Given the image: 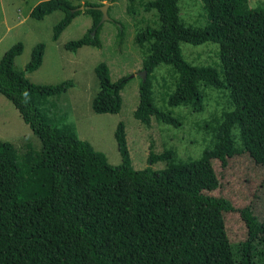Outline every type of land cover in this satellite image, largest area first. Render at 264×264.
<instances>
[{
  "label": "trees",
  "instance_id": "trees-1",
  "mask_svg": "<svg viewBox=\"0 0 264 264\" xmlns=\"http://www.w3.org/2000/svg\"><path fill=\"white\" fill-rule=\"evenodd\" d=\"M127 1L143 64L135 118L148 125L154 117L161 125L179 129L183 117L168 109L203 113L201 90L223 91L230 109L206 123L213 148L188 160L169 152L167 169L136 171L120 123L116 141L122 162L109 165L104 154L66 124L67 114H57L55 99L74 82L32 83L27 75L42 67L46 46L40 43L33 49L22 71L15 67L23 53L18 43L0 61V94L40 144L0 141V264H264V226L254 210H240L247 237L233 244L224 214L236 209L230 200L208 194L220 187L214 160L226 167L228 158L240 150H264V5L202 0L207 25L193 29L180 21L181 0ZM80 7L70 0H42L30 16L41 21L62 12L53 31L56 42L81 14L72 13ZM140 10L156 11L160 27L148 25ZM99 27L68 42L65 50L99 48ZM182 43L218 45L219 67L189 64L181 55ZM162 66L167 70L161 78L160 107L155 104V88L156 71ZM95 74L99 92L93 111L117 114L124 80L112 84L104 63Z\"/></svg>",
  "mask_w": 264,
  "mask_h": 264
},
{
  "label": "rangeland",
  "instance_id": "rangeland-1",
  "mask_svg": "<svg viewBox=\"0 0 264 264\" xmlns=\"http://www.w3.org/2000/svg\"><path fill=\"white\" fill-rule=\"evenodd\" d=\"M42 0H0V61L18 43L23 45V53L15 60V67L24 71L31 61L33 49L40 43L46 51L42 67L27 77L38 85H57L72 80L75 84L66 94L55 99L57 114H67L66 124L73 127L76 136L89 142L96 151L107 158L109 165L118 167L122 159L116 141V131L120 123L124 125L131 166L136 171L151 168L162 171L168 168L167 153L176 152L178 159H198L207 149H212L213 135L206 123L213 117L229 110L227 94L223 91L201 90L205 96V110L194 113L188 108L168 109L183 117L179 129L161 125L151 117L148 125L134 116L140 105L139 91L143 76L142 55L136 43L132 16L127 0H70L74 5L100 7L109 5L110 21L100 25L96 36L100 47H83L77 53L65 50L68 42L89 35L102 20L99 10L80 11L72 24L63 32L58 41H53L54 27L64 17L55 12L44 20L31 18L32 10ZM251 7L264 5V0H250ZM180 21L187 28L204 29L207 15L202 0H181ZM146 23L159 28L157 12L145 13L140 10ZM181 55L189 64L197 67H219L218 45L193 46L182 43ZM104 63L109 80L117 84L124 80L119 90L121 110L117 114H96L92 101L99 92L95 68ZM166 68L156 71L155 104L162 106L164 89L162 76ZM236 138L238 130L235 131ZM0 141L23 146L27 142L39 141L21 118L14 105L0 94ZM238 141V140H237ZM240 149V142L237 143ZM153 157V160H151ZM160 157H164L160 160ZM213 168L220 181V187L211 196L225 198L232 202L235 212L225 213L226 231L231 243L237 244L247 237V228L240 210L251 207L264 226V150L246 152L240 150L228 158L223 167L214 160Z\"/></svg>",
  "mask_w": 264,
  "mask_h": 264
},
{
  "label": "water",
  "instance_id": "water-1",
  "mask_svg": "<svg viewBox=\"0 0 264 264\" xmlns=\"http://www.w3.org/2000/svg\"><path fill=\"white\" fill-rule=\"evenodd\" d=\"M84 9H86V10H99L102 12L103 17H102L101 22L99 23V26L102 25L103 23L111 20L109 13H108V11H109V5L108 4H105V5L100 6V7H89V6L88 7H80L78 9L72 11V13H74L76 11H83ZM144 76H146L145 73H144Z\"/></svg>",
  "mask_w": 264,
  "mask_h": 264
}]
</instances>
